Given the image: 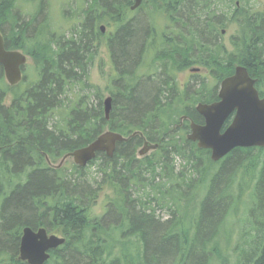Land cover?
Instances as JSON below:
<instances>
[{"label":"trees","instance_id":"trees-1","mask_svg":"<svg viewBox=\"0 0 264 264\" xmlns=\"http://www.w3.org/2000/svg\"><path fill=\"white\" fill-rule=\"evenodd\" d=\"M3 1L0 0V28L4 30V26L14 21L13 36L6 40L16 46L19 36L20 42H24L32 35L37 20H21L12 4ZM131 1L103 0V21L118 17L116 8L124 17L127 12L124 3ZM166 1L178 4L170 12L179 10L185 27L190 26L188 32L198 40L200 57L181 60L177 54L172 55L162 62L170 68L167 74L163 70L151 78L137 71L133 81V69L140 61L145 62L141 53L147 29L141 20H136L133 26L120 24L112 42L120 73L117 89L111 90L114 100L109 120L103 99L97 92L86 94L94 89L83 80L88 65L85 62L95 55L92 47L97 21L95 4L90 7L86 21L73 29L70 39H54L55 79L49 75L45 56L40 80L25 94L31 99L27 109L1 110L0 130L4 134L0 140L6 147L3 157L6 165L0 168V257L6 255L9 264H23L15 261L22 229L47 226L48 209L55 211V228L64 226L68 236L67 243L52 253L54 264H209L213 259L231 264L222 248H228L236 234L237 229H229L228 219H238V205L246 189L251 206L238 219L243 242L233 250V264H264V148L258 149L257 155L253 149H236L220 163L213 162L209 151L198 149L187 140L185 129L189 122L182 126L180 119L188 114L197 121L182 105L185 98L194 103L209 102L216 97V88L210 92L203 80L197 97L191 89L181 91L169 78L171 69L177 66L185 69L193 61L192 64L210 70L219 83L231 76L236 66L243 65L257 80L256 87L263 97L264 11L233 5L234 0H230L231 22L238 23L239 30L231 41L234 50L229 53L216 46L217 41L214 46L207 42L212 34L208 32L210 15L206 14L217 15L224 11L223 6L220 11L218 6L212 11L204 7L210 5V0ZM49 49L50 43L38 42L32 50ZM192 50L178 48L177 52L186 54ZM11 91L15 98L21 97L0 81V99ZM51 113L55 119L51 126L54 133L48 131L50 122L46 119ZM106 129L125 137L137 132L143 136L135 135L118 143L112 158L98 153L88 165L89 168L97 165L98 176L86 172L87 166L82 168L74 163L59 169L45 168L43 164L38 168L25 166L32 160L45 162L41 152L29 153L27 142L46 152L53 150L52 155L58 160L97 139ZM145 141L160 146L152 157L139 158L137 150ZM178 157L187 164L180 171L175 165ZM244 163L250 167L246 177H242L241 187L246 189L235 195L232 190ZM105 190L110 191L106 214L92 217L90 210ZM51 199L54 204L49 207ZM160 209L167 212V220L158 213ZM42 210L46 212L40 213Z\"/></svg>","mask_w":264,"mask_h":264},{"label":"flooded vegetation","instance_id":"flooded-vegetation-1","mask_svg":"<svg viewBox=\"0 0 264 264\" xmlns=\"http://www.w3.org/2000/svg\"><path fill=\"white\" fill-rule=\"evenodd\" d=\"M21 1H23V0H4L2 3L6 4V2L7 3L9 2L10 4H12L11 8L14 10V9L21 8V4H20ZM71 1H73V0H71ZM75 1L78 4L76 9H78V7L84 8L83 14L80 17L76 18L77 20H76L75 25H77L78 28L86 21V19L90 15V13H89L90 7H92L94 4L97 7L96 8V10H97L96 14L91 12L92 14H94L96 16L97 21L94 24V34L92 36V47L94 48L95 55H94V57L91 58L90 62H87V60L85 62V64H88V65L86 66V70H85V74L83 76V80L86 81L87 84H90V82H89L90 72L93 68V65H96L97 69H101V72H99L100 73V82L101 83L105 82L107 84L106 87L109 89H112L113 91L117 89L120 71L118 69V65H117V62H116L115 57H114V50L112 47L113 38L117 36V32L121 28L120 24H122V25L128 24V26L129 25L133 26L134 23L136 22V20H141L146 25L147 33L145 36L144 47H143V50L141 53V60L144 59L145 62L142 63V61H140L139 64L133 69L132 74H131L132 75L131 79L133 81H135V74H136L135 72H137V71L141 75H143L145 77H151V78L158 76L159 74L162 73L163 70H165L166 74H167V71L170 68H168V66L167 67L164 66L162 62L164 61L163 59H165L167 57H171L172 55L177 54L176 56L179 57L178 59H181V60L184 57H186V58H199L200 57L201 49L197 43L198 40L188 32L189 29H191L190 26L188 25L185 27L184 19L181 20V18H179V16H181L179 13V10H177V12H175V13L173 11L170 12V9L174 10L175 7L178 6L177 3L167 2L166 0H142V3L140 4L139 7L132 9L136 3V0H132L131 2L124 3V5L127 6V12L125 13L124 17H123V15H121L119 13V9L116 8L115 11H116V13L119 14V16L115 17V19L106 20L107 22L106 21L104 22L103 21V17H104L103 2H102L103 0H75ZM214 1L215 0H210L209 1L210 5L207 4V5H204V7H208L210 10L214 11V9L217 6L219 7V9H221L222 6L225 7V9H227L228 6L230 5V0H225L224 3L221 2L222 0L221 1L217 0V3H215ZM36 2H39V3H36ZM30 3H36V4H38V7L41 6L38 8V14L41 12L44 15V11L51 8L49 6V4L47 3V0H30ZM47 4H48V8H46ZM236 4L240 5V2H237ZM63 5H65L67 7L69 5V0L66 1ZM116 5L119 6L120 3L116 2ZM168 7H170V8H168ZM225 9L223 12L222 11L218 12L217 15H216V13L215 14H212V13L206 14V15H210L208 20L211 21V25L208 27V32L210 34H212V36H210V38L208 39L207 42L209 43V45L214 46L215 41H217L218 45H216V46L220 45L221 47H223L225 49L226 52L230 53V51L228 50V48L225 44L224 36L227 33L226 28L228 27L229 22L231 20L228 19L230 13L227 12V10H225ZM260 11H264V7H262ZM45 14L47 15L46 11H45ZM44 18H45V16H44ZM188 21H190V20H188ZM97 22L99 24H97ZM41 28H42L41 29L42 31L50 30L48 23L42 25ZM103 28H104V30H103ZM108 30H109V32H108ZM0 32L2 33L3 38H4L5 49L8 52H20L26 57L25 62L20 67L21 72H22V80L16 85H12L8 81L7 76H6L5 66L3 64H0V81L3 82V85H5L6 87H9L10 89L13 88L17 92H19L21 95V97L15 98L14 93L11 91L5 97L1 98L0 99V106H1L0 107V113H2L1 110H6V112H11L15 107L18 108L20 111H25L27 109L26 105L29 104L31 101V99H29L28 97H25V94L27 93V95H28L29 94L28 90L31 88L32 85H34V83L32 84V79L30 81H28V80L31 77L30 75H33L32 72L36 73V77L38 75H40V78H41L43 71L45 70V65H44L45 56L48 57L49 75L52 76L53 79H55L56 65H55V55L53 53V49L56 47V45L54 44V37L55 38L56 37H62L64 35L59 36L54 31H53L54 33H52L50 35L48 34L47 40H48V43H50V45H52V49H49L48 51L41 52V51H36V50H27L26 49L27 39L24 42H20V40L22 38L21 36L18 37V40H17V43H19L18 45L16 44V46H14V45L12 46V43L7 44L6 39L8 37L5 35V32L2 28H0ZM43 35L44 34H40L39 38H41ZM62 38L64 39V37H62ZM51 39H53V40H51ZM178 48L181 51H185L188 48H193V50L191 52L188 51L186 54H183V53H181V51L177 52ZM45 52L47 54H45ZM203 52L204 51L202 50V53ZM192 63H193V61H191V65L187 66V68H185V69L182 67L179 68L178 66L175 67L174 69H171L172 74L169 75V78L173 82L177 83L181 90L191 89V93H196L197 97L200 95V91H199L200 86H201L200 83L203 80L207 81L206 84H207L208 90H210V92L213 93V91H211V88H216L217 92H216V97H212V100L209 102L202 100V101H196L194 103V101H192V99H189V97L185 98L181 102L182 105L186 106L185 107L186 110H190L191 113L197 117V121H195L188 114H183L181 116L180 120H181L182 126L185 124L186 121L189 122V124H188L189 127L187 129H185V136H186L187 140H189V141H191L189 139V136L192 134V123H194L196 125H201V126H204L206 124L204 116H202L199 113V111L197 110V107L200 104L211 105V104L219 102L220 101L219 89H220V85L222 82L221 81L219 83H217V82L215 83V78L210 74L211 73L210 70L200 66L199 64L197 65V64H192ZM105 67H108L109 70L104 71ZM137 67H138V70H137ZM236 67H238V66H236ZM236 67H235V69H236ZM203 71H206L205 73L208 72L210 75H208V76L204 75ZM87 72H88V75H87ZM181 73H189L187 80L184 81L182 83V85L178 81V76ZM234 73H235V70H234ZM87 78H88V80H87ZM211 79H213L214 82L210 81ZM211 84H212V86H211ZM256 84H257V80H256ZM256 84H255V86H256ZM80 87H82V84L80 85ZM92 89H93V87H92ZM94 89H95V87H94ZM96 89L98 90L97 87H96ZM110 96L113 97L112 95H110ZM260 97L264 98V96L262 97L261 95H260ZM113 100H114V98H113ZM16 104H18V105H16ZM52 113L47 115L46 119L50 122V124L48 123L49 127H50L48 131L51 133L52 132L54 133V130L51 129V126L54 125V121H55L54 115ZM234 116H235V113L232 114L227 119L226 123L223 126L222 132H224L231 125V123L234 120ZM18 131L20 133L21 130H18ZM21 132H23V131H21ZM11 133L13 134L15 132H11ZM2 134H4V132L0 130V135H2ZM101 134H103V130L101 131ZM139 135L143 136L141 132H139ZM92 142L88 143L84 147L89 146ZM191 142L193 144H195L198 149H200L198 146V144H199L198 142H195V141H191ZM27 144L31 148L29 153L41 152L42 154H44V157H45L44 163H37V161L32 160V162L25 165L26 167H29V168H38L39 164H43V166H45V168L59 169V168H62L64 165H66L70 158L73 159V157H68L64 160V158L72 152H67V153H65L64 156H62L61 158L56 160L54 155H52V154H54L53 150H51L50 152H46L43 149L40 150V147H38V146H36V147L31 146L30 143H28V142H27ZM84 147H82V148H84ZM237 149H245V150L253 149V150L258 151V149H261V148H237ZM201 150L209 151L211 153V157H212V151L211 150H209V149H201ZM5 154H6V147L2 144V141L0 140V168H2V166L6 165L5 162H3V157ZM138 154H139V151H138ZM140 158H141V156H140ZM225 158H223L222 160H224ZM245 158H247L246 155H245ZM222 160L215 162V163H220ZM11 166L13 167V165H11ZM243 182H244V180H243ZM52 203H53V199H51V202L48 203V206L49 207L52 206ZM44 212H46V210L40 211V213H44ZM48 212L50 215V219H48V225L47 226L38 225L35 228H33V227H30V228H32L36 233L40 229H45L47 231L48 237H50L52 235H58L59 237L64 238L66 240V242H65V244H66L68 241V236L65 233L64 226L60 225L57 228H55V225H54V223H55L54 222L55 221V218H54L55 217L54 216L55 211L48 209ZM104 214H106L105 209L101 215H104ZM101 215H97V216H101ZM25 228L26 227H24L22 229V232H21V235L19 238V247H18L19 252H18V255H16V257H15V261L23 263V264H28L27 262H23L20 259L21 240L23 237V230ZM64 245L60 246L57 249L49 250L48 254H49L50 258L45 262V264H54L52 253L56 250H59ZM8 259L9 258H7V257L5 258V260H7V262H5V264H9Z\"/></svg>","mask_w":264,"mask_h":264},{"label":"water","instance_id":"water-1","mask_svg":"<svg viewBox=\"0 0 264 264\" xmlns=\"http://www.w3.org/2000/svg\"><path fill=\"white\" fill-rule=\"evenodd\" d=\"M142 0H136L133 9L140 6ZM104 29V28H103ZM26 57L20 52H8L0 32V64L6 69V76L12 85L22 80L21 65ZM256 80L251 77L247 67L238 66L235 73L222 80L219 89L220 101L211 105L200 104L199 113L204 116V126L192 123L191 141L198 142L200 149L212 151V160L218 162L237 148H264V98L260 97ZM113 109V97L104 101L106 120L110 119ZM235 113L231 125L224 131L227 119ZM139 133H135V136ZM131 136V137H132ZM131 137H125L117 132H105L89 146L75 150L67 155L73 157L78 167H86L98 153H105L112 158L118 143L127 142ZM158 144L146 141L140 150V156L157 150ZM66 240L57 235L47 236L45 229L37 233L30 227L23 230L20 247V259L28 264H45L50 258L48 251L64 245Z\"/></svg>","mask_w":264,"mask_h":264},{"label":"rangeland","instance_id":"rangeland-1","mask_svg":"<svg viewBox=\"0 0 264 264\" xmlns=\"http://www.w3.org/2000/svg\"><path fill=\"white\" fill-rule=\"evenodd\" d=\"M66 1H68V0H47V3L51 7L48 10H45L47 12V15L45 14V11H44V15L41 12H40L41 14L40 13L38 14V8L41 6L38 7V4H36V3H39V2L30 3V0L21 1L20 2L21 8L14 9L15 15L17 14L20 17V19L23 21L34 20L35 18L37 20L36 25H35V29L31 33L32 35L27 36V45H26L27 50L34 49L38 42H43V43L47 44L48 43V40H47L48 36L47 35L48 34L50 35L54 32H56V34H58L59 36L64 35L62 37H64L65 39H67V38L70 39L72 37L73 31H74L73 29L77 28V25H75L76 20H77L76 18L80 17L83 14L84 8L78 7V9H76L78 4L76 3L75 0H73V1L69 0V5L66 7L65 5H63ZM237 2H240V5L241 4L245 5L246 7L253 8L254 10H257V9L261 10V8L264 7V0H234V2H232V4L234 5ZM48 4H47V7L45 6L46 8H48ZM224 9H225V7H224ZM220 10L221 9H219V11ZM225 10H227V12L230 13L228 19L231 20L232 9L227 8ZM44 16H45V18H44ZM12 22H14V21H12ZM12 22H9L6 26H4L5 35L9 38H12V36H13ZM47 23L49 25L50 30L42 31L41 26L44 24H47ZM226 29H227V33L224 36V41H225V44H226L228 50L231 52L234 50V48L231 44V41H232V38L238 34L239 25L236 22L230 21L229 25ZM108 32H109V30H108ZM40 34H44V35L41 38H39ZM62 37H60V38H62ZM54 39H55V37H54ZM108 70H109L108 67L104 68V71H108ZM99 72H101V69H97L96 65H93V68L90 72L89 82H90V85L93 87V89L95 87V89H94L95 91L94 90H91V91L88 90L86 92V94L89 93L90 95H93L95 92H97L99 98H102L103 102H104V100L106 98H108V97H110V95H112V93H111L112 89L107 88L106 87L107 84L105 82H102V83L100 82V73ZM205 72L206 71H203L204 75H206V76L210 75L208 72L207 73H205ZM32 74L33 75H30L31 77L28 81H30L32 79V84H33L35 82H38V80L40 79V75H38L36 77L35 72H32ZM188 75H189V73L179 74L178 81L180 82L181 85L184 81L187 80ZM210 81L214 82L213 79H211ZM215 83H216V81H215ZM211 86H212V84H211ZM96 87L98 88V90L96 89ZM181 91H184V90H181ZM92 98H93V96H92ZM105 132H108V129H106ZM142 148H143V145L141 147H139V149L137 150V156L139 158H140V156L138 154V151L141 150ZM153 154H154V151H151L146 155V157L147 156L152 157ZM254 154L257 155L258 151H255ZM141 158H143V156ZM67 163H68L67 166H71L74 163V160L72 158H70ZM175 165H176L177 171H180L183 169V166H185L187 164L184 160H182L180 157H178L175 161ZM244 165H245L244 166L245 168H241V170L239 171V174L237 177L238 179L236 181V185H235L234 189L232 190L235 195H239V193L241 192V189H246L244 187H241V186H244L242 177L243 176L246 177V173L248 171V168H250V167H248V165L246 163H244ZM96 167H97V165H93L90 168H89V166H87L86 172L90 171V173L93 177L98 176L97 174H95V172L97 171ZM206 180H208V178ZM245 191H246L245 197H244L243 201L238 205V210H239L238 219L245 216L244 212L246 210V207L251 206L250 200H249V195L247 193V189ZM109 194H110V191L105 190L100 195V197H98L97 200H95V203L90 210L92 217H95L97 215H101L104 212L106 204L109 201V196H110ZM245 203H247V204H245ZM52 204H54V203H52ZM158 213L161 216L163 215L164 220L168 219V214L166 211L163 212L160 209V210H158ZM238 219L237 220H236V218L228 219L229 229L235 228L237 230H236V234L233 237V240H232L231 244L228 246V248L226 246H223V248H222L225 251L226 256H229V259L232 260L231 264H233L235 261V258H234L235 255L233 254V250L236 248L235 246L238 244H241L243 242L242 237L240 236V234H242L241 232L243 230H240L242 228H240L241 223H239L240 219L239 220ZM243 229H245V228L243 227ZM6 257H7L6 255L0 257V264H5V262H7V260H5ZM8 261H10V259H8ZM230 262L227 261V263H230ZM209 264H221V261L213 259Z\"/></svg>","mask_w":264,"mask_h":264},{"label":"bare ground","instance_id":"bare-ground-1","mask_svg":"<svg viewBox=\"0 0 264 264\" xmlns=\"http://www.w3.org/2000/svg\"><path fill=\"white\" fill-rule=\"evenodd\" d=\"M136 4V3H135ZM133 9V8H132ZM104 30V29H103ZM105 112V111H104Z\"/></svg>","mask_w":264,"mask_h":264}]
</instances>
